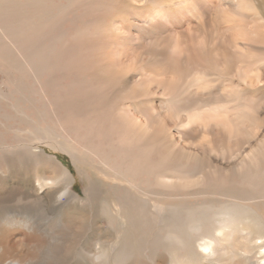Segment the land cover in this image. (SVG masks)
<instances>
[{
  "label": "bare ground",
  "instance_id": "1",
  "mask_svg": "<svg viewBox=\"0 0 264 264\" xmlns=\"http://www.w3.org/2000/svg\"><path fill=\"white\" fill-rule=\"evenodd\" d=\"M110 1L119 0H0V69L8 71L7 77H15L10 84L19 90L20 79L29 80V92L37 98L32 102H41L45 115L42 120L43 116L28 114L16 104L11 113L21 138L9 149L11 154H0V264H132L137 259L134 254L143 252L138 249L145 248L140 247L142 243L146 246L143 256L149 249L156 253L174 249L188 255L191 264L199 258L198 248L206 261H211L220 244L235 249L237 233L245 236L236 248L243 264H264V221L260 215L227 196L202 202L199 195L214 187L228 192L231 184H246L264 193V140L233 162L226 161V156L244 137L235 138L229 126L217 122L208 127V134L220 142L219 147L199 144L184 148L171 143V128L180 138L185 133L189 138L188 133H197L203 126L179 114L171 126L163 118L154 119L149 109L154 76L145 70L143 79L129 86L145 58L141 61L137 54V59L127 61L124 48L119 47L120 39L127 36L124 32L114 31L116 41L111 44L103 39L105 34L99 38V27L105 23L101 7ZM241 2L245 3L239 0L237 17L244 15ZM157 14V9L148 14V25L157 23ZM101 30L106 32L110 26ZM97 48L90 60L88 54L93 55ZM2 83L9 88L3 78ZM159 87L164 97L157 99L159 108L165 106L170 111L179 97V86L165 83ZM13 92L18 93L14 98L17 104L30 96ZM1 93L0 89V98H6ZM9 115H1V133L12 127ZM30 125L33 132L28 131ZM175 136L171 138L177 140ZM32 140L65 151L75 174L44 148L30 144ZM98 171L100 178L95 177ZM76 176L83 183L79 193L72 189ZM19 178L26 179L21 198L31 196L35 184L41 185L38 194L46 195L51 203L44 217L54 224L53 236L38 224L35 212L19 204L22 199L11 195L12 179ZM102 187L110 190L112 198L118 191L122 198L138 202L148 225V234L145 230L137 236L141 241L121 224L124 231L114 237L112 249L85 247L88 230L95 224L94 207L104 196ZM79 194L82 203L90 207L88 217L65 214L61 219L58 210L69 202L67 195L73 201ZM100 213L111 215L104 204ZM205 223L212 224L207 234L200 231ZM192 233L198 241L191 240ZM146 257L152 264H161L153 256Z\"/></svg>",
  "mask_w": 264,
  "mask_h": 264
},
{
  "label": "rangeland",
  "instance_id": "2",
  "mask_svg": "<svg viewBox=\"0 0 264 264\" xmlns=\"http://www.w3.org/2000/svg\"><path fill=\"white\" fill-rule=\"evenodd\" d=\"M238 2L239 0L110 1L104 9L101 7L105 23L99 27V33H102L99 38L105 34L103 39L110 40L108 42L110 44L116 41L112 35L114 31H121L127 35L120 39L121 45L119 46L124 48L122 54H125L127 61L137 59L138 55L141 56H138L141 61L145 58L143 65L135 70L132 80L129 81V86L140 82L145 72L154 76L150 87L152 102L149 106L150 111L154 114V119L163 118L168 122L166 125L171 126L175 122L174 116L179 114L182 119L192 117L203 126V129L197 133H188L189 138H186L187 133L183 134V139L178 133H174L175 129L171 128L170 133L172 132L173 135L169 133L170 139H172L170 142L184 148H196L199 144L209 145L208 147L211 149H214L215 146L219 147L220 142L208 134V127L217 122L229 126L235 138L244 137L240 146L234 148V152L226 156L225 160L232 162L250 153L255 149L257 143L264 140V0L241 2L242 9H240L245 15L241 17L235 15ZM156 9L159 19L155 25H148L150 17L148 14ZM77 13H82V11L78 10ZM104 25L110 26V30L103 32L101 28ZM71 34H74V30L71 31ZM84 41L83 37L80 44ZM162 46L165 48L160 50ZM114 50L120 51L115 47ZM97 52L98 48L93 55L88 54L90 60ZM0 71V81L3 78L9 83V88L3 83L0 85L1 94L6 97L0 98V125L3 124L1 123L2 114H10L12 119L11 121L7 117L12 127L7 132H0V154H11L9 149H13L19 144L21 138L19 133L15 132L17 130L16 121L11 116L14 105L16 104L18 109L21 107L35 117L43 116L42 120H45V115H43L44 108L41 102L35 101L37 99L34 96L35 93L29 92L31 83L27 78L20 79L21 91L10 84L12 82L10 79H15V77H7V70L0 69ZM165 83H175L179 86L177 89L179 97L170 111H166L165 106L160 109L159 100L157 101L158 98H164L159 86ZM12 89L30 96L25 102L17 104L18 101L14 98L18 96V93L13 92ZM34 98L36 103L32 102ZM28 131L33 132L34 126L30 125ZM34 133L33 135L38 136L36 132ZM174 134L175 138L178 136L177 140L171 138ZM180 140L184 142L182 143ZM31 142L30 144H34L35 141ZM37 145L44 148L46 153L54 155L55 161L66 166L71 174H75V167L65 151L60 148H52L44 142L43 144L40 142L34 144V146ZM38 167L39 163L34 166L36 169ZM42 171L47 172L49 169H39V172ZM99 174L98 171V175L95 174V177L99 176L100 178ZM48 176L49 173L44 178ZM25 180L23 178L12 179L14 189L11 190V195L15 199H22L19 204L36 213L38 224L46 228L49 234H56L53 231L55 227L52 228L54 224L50 223V219L44 217L48 209L47 205L51 203L46 195L38 194V191H42L39 189L41 185L35 184L34 189L31 190V196L21 198V192L26 186ZM44 183L50 185V182ZM82 184V180L76 176L72 189L79 193ZM102 190L104 196L94 207L93 222L95 224L88 230L85 247L89 250H93L95 247L112 249L115 246L114 237L124 231L120 228L121 224L125 226V230L130 235L141 241L137 236L143 235L145 230L148 234V225L144 223V213L139 208L138 202L122 198L118 191L112 198L109 196L110 190L106 187H102ZM79 195V198L73 201L67 195L69 202L58 210L61 219H64L65 214L68 217L79 219L82 216L88 217L90 207H86L82 203L83 196ZM199 195L202 202L215 196H227V200L237 202L248 210H254L264 221V193L255 191L249 185L231 184L228 192L214 187ZM100 203L110 209L111 215L100 213ZM56 218L59 216L56 215ZM211 226L212 224L205 223L200 231L207 234ZM237 235L235 249L220 244V249L211 261H206L201 253L202 250L198 248L199 258L193 260L191 264H243L236 248L245 241V236L242 233L241 236L239 233ZM195 239L198 241L199 238L192 233L191 240ZM52 241L53 238L51 244ZM140 247L145 248L144 250L143 248L138 249L143 252L134 254L133 258L138 259L133 261L134 264H152L146 260L148 259L147 255L153 256L154 261L159 260L161 264H189V256L181 251L170 249L166 253H156L149 249L148 254L143 256L146 246L142 243Z\"/></svg>",
  "mask_w": 264,
  "mask_h": 264
}]
</instances>
